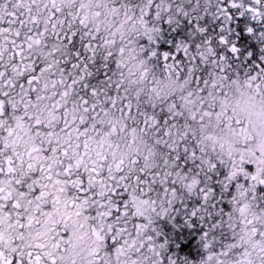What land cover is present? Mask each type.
<instances>
[{
    "label": "snow or ice",
    "instance_id": "obj_1",
    "mask_svg": "<svg viewBox=\"0 0 264 264\" xmlns=\"http://www.w3.org/2000/svg\"><path fill=\"white\" fill-rule=\"evenodd\" d=\"M0 264H264V0H0Z\"/></svg>",
    "mask_w": 264,
    "mask_h": 264
}]
</instances>
